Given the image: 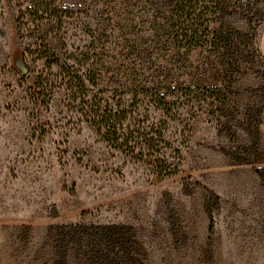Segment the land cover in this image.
<instances>
[{
	"label": "rangeland",
	"instance_id": "1",
	"mask_svg": "<svg viewBox=\"0 0 264 264\" xmlns=\"http://www.w3.org/2000/svg\"><path fill=\"white\" fill-rule=\"evenodd\" d=\"M30 2L0 0V264H89L60 249L56 228L78 223L128 227L142 264H264V0H223V54L188 55L148 39L160 0H51V19L22 17ZM48 48L62 64L90 50L103 65L94 92L116 100L139 64L170 85V115L135 113L168 123L179 174L112 148L59 84L39 94L40 78L60 74Z\"/></svg>",
	"mask_w": 264,
	"mask_h": 264
},
{
	"label": "trees",
	"instance_id": "2",
	"mask_svg": "<svg viewBox=\"0 0 264 264\" xmlns=\"http://www.w3.org/2000/svg\"><path fill=\"white\" fill-rule=\"evenodd\" d=\"M160 3L165 8L160 11V16L150 21L152 35L149 40L164 44L172 55L176 52L188 55L195 50L205 49L223 54V38L218 30L213 29V22L222 9L223 0H160ZM27 12L40 19H51L57 13V8L52 6L51 0H31L29 6L21 10V16ZM253 37L254 33L251 39ZM138 51V58L144 60L148 49ZM251 51L257 52L256 49ZM47 53L53 55V63L60 67V74L55 80L40 78L36 83L39 94H52L59 84L70 104L80 106L86 121L112 148L137 153L135 157L148 164L152 173L160 178L179 174V164L170 162L165 153L171 148L167 139L168 123L161 120L152 127H144L139 123L138 113H135L145 105L146 112L152 106L170 115L177 107V102L170 98L176 94L171 92L173 88L155 78L154 74L148 77L152 69L148 68V64H139V69L136 66L130 68L137 77L126 79L124 98L116 100L115 97L101 95L100 90L94 92L101 85L103 65L93 58L90 50L72 52L68 62L63 64L49 48ZM186 99V102L180 104H189L191 98ZM197 99L206 102L204 95H199ZM213 228L211 221L210 231ZM130 230L124 225L83 223L56 228L58 240L62 242L60 249L66 257L71 249L82 255L89 264H142L139 256L131 250V241L126 237ZM71 241L74 244L69 248ZM67 260L58 264H67Z\"/></svg>",
	"mask_w": 264,
	"mask_h": 264
}]
</instances>
